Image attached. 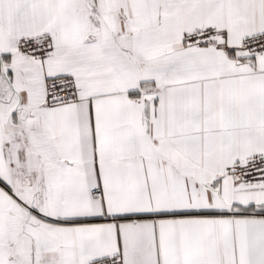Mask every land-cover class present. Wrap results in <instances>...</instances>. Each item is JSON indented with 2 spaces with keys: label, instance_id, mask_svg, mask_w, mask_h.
<instances>
[{
  "label": "snow or ice",
  "instance_id": "6c2138e0",
  "mask_svg": "<svg viewBox=\"0 0 264 264\" xmlns=\"http://www.w3.org/2000/svg\"><path fill=\"white\" fill-rule=\"evenodd\" d=\"M0 264H264V0H0Z\"/></svg>",
  "mask_w": 264,
  "mask_h": 264
}]
</instances>
